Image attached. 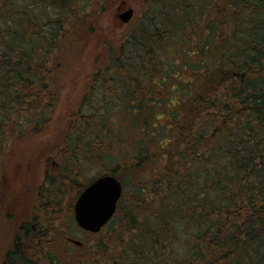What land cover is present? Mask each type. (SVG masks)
Instances as JSON below:
<instances>
[{"label":"trees","instance_id":"obj_1","mask_svg":"<svg viewBox=\"0 0 264 264\" xmlns=\"http://www.w3.org/2000/svg\"><path fill=\"white\" fill-rule=\"evenodd\" d=\"M23 1L40 12L0 0V176L14 143L54 110L61 52L105 9L104 0ZM128 26L103 40L108 63L95 67L80 105L64 119L61 169L39 199L43 231L16 230L1 264H55L42 250L63 248L64 180L88 161L115 163L123 134L91 111L92 98H108V110L119 101L135 122L143 109L171 100L163 97L170 77L179 80L171 91L180 101L168 104L167 123L153 126L150 139L147 132L152 147L110 168L135 181L110 221V241L123 250L111 255L100 242L102 249L69 264H264V0H149ZM167 47L173 60L160 56ZM72 181L77 198L88 183Z\"/></svg>","mask_w":264,"mask_h":264},{"label":"rangeland","instance_id":"obj_2","mask_svg":"<svg viewBox=\"0 0 264 264\" xmlns=\"http://www.w3.org/2000/svg\"><path fill=\"white\" fill-rule=\"evenodd\" d=\"M122 2L134 9L136 17L140 14L142 7L147 6L149 0H104L105 9L100 12V15L94 18L92 16L84 24H81L83 27L80 30L78 39L72 45L65 47L60 55L62 65L59 69H56V80L54 85H52V94L56 97L54 110H51L52 114L49 111L48 120L29 137L25 135L26 138L19 141L18 145L16 141L12 149L4 157L5 165L2 169L4 171L0 176V264L4 260L5 253L11 244L19 223L36 215V208L39 206L36 200L39 188L42 185H46V180L50 176L56 177L59 169H61V143L69 126L64 119L80 105L83 95L90 86L89 78L95 67L102 62L108 63L109 52L104 46L103 40H114L122 31L129 29L128 25H122L116 19L117 9ZM24 4H29L28 10L34 9L37 13L40 12V9H37V5L21 0L20 5ZM94 7H97L95 9L97 11L100 8V4L98 6L96 3ZM48 11L55 13L57 9H48ZM89 27L93 30H90ZM47 29L48 27L45 28V30ZM186 50L188 49L183 47L182 51L186 52ZM160 56L161 58L164 57L165 60H173L175 52L167 47L165 52L160 53ZM165 60L163 59V61ZM169 69L173 70L175 68L169 65ZM177 80V77L168 78L167 87L163 94L164 98L171 97V102L163 101L157 103L152 107V110L143 109L141 118L138 117L135 122V114H127L122 110L119 101H115L112 104L113 109L108 110L111 106L102 109L107 104L108 98L103 101L98 94L92 98L94 106L91 111H97L100 114L104 113L106 118L109 117L114 120L117 123L115 127L120 131L121 135L123 134V138L122 141L118 142L119 149L117 154H115V163L109 164L105 157L99 162L88 161L86 167L84 168L83 166L84 170L82 173L73 172L70 174V178L64 180V187H69V189H65V193L62 194L64 209L62 210L61 222L65 223L66 228L63 231L59 230V234L64 232L66 235L68 234L82 241L83 245L78 246L70 243L65 238L64 242L62 240L56 242L58 246L63 242V248L61 246L57 248H82L87 251H96V249L103 248L98 246L102 242L104 246H107V248L105 247L106 249H110L109 254L111 255L112 253L117 254L118 250H123L117 247L115 241H110L114 231V226L111 224L113 222L105 226L100 233L94 235L88 234L77 225L74 217L76 198H74L73 193L75 188L70 187L69 182L73 179L79 185L87 184L106 171V169L116 167L117 163L129 162L133 158L135 160L144 146L147 148L152 147L150 141H147V132L150 134L148 136L150 139L153 133L151 131L153 126L156 127L157 124L163 125L167 123L169 119L168 112L170 111L168 104H178L180 101L179 94L174 93L172 95L171 91L177 85ZM157 97H162L160 92ZM143 128H145V136L142 133ZM152 138L153 140L155 139L154 135ZM119 176L122 178L121 181L125 191L130 192L134 187L135 181L127 177L123 169L120 170ZM51 225H53L52 222L49 225V232L53 233ZM57 236L58 231H56V239H59ZM86 253L90 254L91 252ZM131 253V250L126 251L123 254L124 258L127 259L125 255L129 256ZM111 261L113 262V259Z\"/></svg>","mask_w":264,"mask_h":264},{"label":"water","instance_id":"obj_3","mask_svg":"<svg viewBox=\"0 0 264 264\" xmlns=\"http://www.w3.org/2000/svg\"><path fill=\"white\" fill-rule=\"evenodd\" d=\"M134 15V9L125 2L121 3L116 13L122 25L129 24ZM123 191L122 182L115 175L98 177L83 189L76 200L74 213L77 224L87 232H100L116 213ZM71 241L82 245L79 240L72 238Z\"/></svg>","mask_w":264,"mask_h":264},{"label":"flooded vegetation","instance_id":"obj_4","mask_svg":"<svg viewBox=\"0 0 264 264\" xmlns=\"http://www.w3.org/2000/svg\"><path fill=\"white\" fill-rule=\"evenodd\" d=\"M104 173L111 174L113 172L110 169H106V171H104L102 174H104ZM43 186H45L46 189H49L51 187V184H49V182H46V185H42L39 188L38 195H37V198H36V200L38 201L39 206L36 208V215L35 216L33 215L28 220L20 222L18 227H17V234H21L22 233V226L25 225V224H28L31 227V229H33V231H34L33 234H32L33 236H35V234H36V232L38 230H42L43 231V228H44L43 225L41 223L39 224V222H38L39 221L38 218H40L42 220L44 219L43 209L40 207L41 203L39 202L40 194L43 192V189H42ZM72 238H74V237H72V236H70L68 234L66 235V239L70 243H73V242H71ZM45 239L47 240V237H45ZM29 246H30V243L26 240L24 242V245H23V247H25L26 251L29 248ZM42 251L44 253V256L49 253L53 257H56V259L54 260L55 264H69V262L71 260H72L73 263H78L81 260L80 259L81 257L89 255V253H86V252H91V253L94 252V250L87 251V250H84L82 248H78V249H69V248L61 249L60 248V249H56V250L43 249ZM70 257H73V258L72 259H68ZM32 262H35V260H32Z\"/></svg>","mask_w":264,"mask_h":264}]
</instances>
